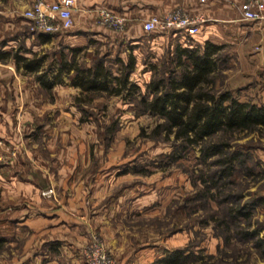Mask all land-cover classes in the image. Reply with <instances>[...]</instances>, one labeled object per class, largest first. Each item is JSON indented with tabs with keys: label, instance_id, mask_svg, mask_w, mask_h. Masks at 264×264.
I'll use <instances>...</instances> for the list:
<instances>
[{
	"label": "rangeland",
	"instance_id": "obj_1",
	"mask_svg": "<svg viewBox=\"0 0 264 264\" xmlns=\"http://www.w3.org/2000/svg\"><path fill=\"white\" fill-rule=\"evenodd\" d=\"M29 28L33 31L32 22ZM91 48L92 52L80 57L87 65L99 53L112 52L104 43H93ZM261 51L262 45L253 40L244 43V47L225 44L226 60L218 76L219 87L231 90L241 101L264 104V66L256 57ZM152 77L153 73L150 78L140 77L142 94L147 93ZM17 81L0 78V235L7 234L6 242L0 246V264L31 259L25 258L24 245L34 238L32 248L38 249L37 254L45 250L43 245L52 231L34 236L21 226L17 225L16 230L13 221H9L24 212L32 214L39 210L36 206L48 208L45 211L55 215L54 222L68 218L77 227L55 226L54 236L65 238L71 246L68 251L62 249L53 254L55 264H87L83 250L96 239L105 244L116 264L150 260L153 261L149 264H161L160 258L180 248L190 255L181 264H264L255 241L240 239L235 224L226 219L230 203L210 193L199 194L206 189L202 176L209 171V165L200 159L199 149L174 158L169 141L161 135L151 136L159 119L140 112L137 101L98 95L91 103L71 108L80 119L72 116L69 121L60 116L63 108L56 107L53 113H43L40 120L51 121L53 136L42 133L37 138L32 134L38 121L32 123L30 118L42 108L7 104L9 99L21 101L20 92L13 86ZM22 81L24 87L31 84V78ZM3 117L10 122L6 130ZM234 143L251 148L264 167V135L238 134ZM48 166H52L54 185L39 191L40 197L30 187L21 190L19 181L35 178ZM260 169L258 166L257 171ZM258 177L239 172L235 176L237 182L226 190L232 186L244 188L247 199L251 193L263 195L264 177ZM100 188L106 194L100 202L92 201V194ZM20 192L22 195L16 199ZM75 204L82 208L74 209ZM254 219L264 223V204L256 208ZM220 220L225 221L224 225ZM40 221L45 220L38 219L36 223L40 225ZM48 222L45 227L53 218ZM260 235L264 236V228Z\"/></svg>",
	"mask_w": 264,
	"mask_h": 264
},
{
	"label": "crops",
	"instance_id": "obj_2",
	"mask_svg": "<svg viewBox=\"0 0 264 264\" xmlns=\"http://www.w3.org/2000/svg\"><path fill=\"white\" fill-rule=\"evenodd\" d=\"M35 1L0 0V50L11 54L6 60L0 61V78L18 79L13 86L15 90L20 92L21 101H19V98H15V101L9 99L7 104H14L13 106L16 104L18 107L27 105L42 108L38 109L37 113H34L30 118L32 123L36 122V120L38 121L32 134L37 138L42 133H46L48 136L52 134L53 136L51 121L49 123V120H40L43 113H53L56 107L63 108L60 111L62 112L60 116L62 115L67 121L72 119V116L78 120L80 119L78 114L73 115L74 110L72 111L71 109L77 106L76 96L81 91L79 87L72 84L73 71L70 73L64 72L63 81L55 83L51 87L44 86L38 79V76L47 70H49L50 76L56 75L60 70L63 53L67 55V60H71V47H84L83 51L77 56L80 61L86 52L93 51L91 48L93 43L109 44L112 49V52L109 53V58L112 59L119 57L124 62H127L129 56L133 55L136 66L130 80L140 86V77L147 76L150 78L151 74L154 73V67H162L166 59L173 57L177 46H203L207 41L219 45L231 43L244 47V43L253 40L256 44L262 45V51L256 57L260 59V65L264 66V21L249 22L243 19L240 10V4L243 0H208L207 2H202L201 0H78L74 9L75 26L70 30L54 34L30 30L31 21L24 16V13L32 7ZM47 1L53 2L55 0ZM177 7H183L191 14L199 15L204 19L200 24L198 33L191 35L181 30L162 31L155 29L146 31L144 29V23L152 16L162 15ZM102 9H108L115 15L125 18L124 29L117 30L98 23L99 11ZM15 53L27 58L45 55L46 60L39 70L30 71L24 68L22 62L18 63L16 61ZM114 70L115 74H118L117 67ZM26 78H31V84L28 87L22 85V79L26 80ZM23 96H26V98H23ZM3 122V129H8V123H10L8 118L3 117ZM44 129L47 132H44ZM4 139L9 142L13 141L8 138ZM67 147L70 148V145ZM41 170L42 172L37 173L35 178L30 177L19 181L21 190L30 187L40 197L39 191L48 190L50 186L54 185L52 166ZM16 182L15 180L14 183ZM97 185L99 184L94 186ZM105 194L106 192L102 188L94 191L92 201L97 200L96 202H100ZM20 195H22L21 192L15 196L16 199ZM78 195L81 197L80 194ZM37 200L41 202L40 199ZM36 207L39 210L32 212V214L23 210L24 213L20 217L9 221H13L16 230L18 225L27 232L31 230L30 234L34 236L48 231H52V234L47 236L48 238L43 245L45 250H41V255L37 254L38 249L32 248L35 245V238L30 243H26L24 245L25 258H30L31 256V259L28 258L29 260L25 263H23L24 260H21V263L18 261V263L41 264L44 262V264H55L53 254L58 251L61 252L62 249L68 251L71 248L65 242V238L54 236L55 226L60 227L63 225L68 229L77 227L69 222L68 218H62L60 221L54 222L55 215L45 211L48 208ZM74 207V209L82 208L76 206V204ZM95 212L98 215L101 213L100 211ZM74 217L72 218L74 219ZM47 218H53V222H50L51 224H47L45 227V223H49L48 221L50 220ZM38 219H44L45 221H40L41 224L39 225L36 223ZM9 221L8 223H10ZM24 226L29 228H23ZM6 235L5 233L3 236L7 237ZM34 250L36 251L35 253H33ZM151 261L153 260L140 262V264H149Z\"/></svg>",
	"mask_w": 264,
	"mask_h": 264
},
{
	"label": "trees",
	"instance_id": "obj_3",
	"mask_svg": "<svg viewBox=\"0 0 264 264\" xmlns=\"http://www.w3.org/2000/svg\"><path fill=\"white\" fill-rule=\"evenodd\" d=\"M83 49L82 46L71 47V60L63 53L59 72L50 76L49 70L45 71L38 76L40 82L51 87L63 81L64 72L73 71L72 84L81 90L76 97L80 107L104 94L121 96L128 102L137 101L140 112L159 119L150 135L154 138L161 135L169 141L174 158L198 148L201 161L209 165L208 174L202 176L206 189L199 194L210 193L230 203L225 211L226 219L235 224L240 239L255 241L264 259V236L260 235L264 223L254 219L256 208L264 204V194L251 193L247 199L244 188L232 186L226 190L229 184L237 182L235 176L239 172L264 177L263 163L256 160L251 148L234 145L238 134L264 135V104L241 101L231 90L219 87L218 76L226 60L225 45L207 41L203 46H177L173 57L166 59L162 67H154L146 94H142L140 85L130 80L136 66L133 55L127 62L119 57L109 62V53H99L92 64L87 65L77 58ZM10 55L0 50V61ZM14 57L30 71L39 70L46 60L45 55L27 58L15 53ZM115 64L118 74H115ZM258 166L261 169L257 171ZM212 187L216 190L212 191ZM224 223L220 220V224ZM254 223L256 228L252 229ZM5 242L6 237L0 235V246ZM189 256L186 249L180 248L160 258L159 263L181 264Z\"/></svg>",
	"mask_w": 264,
	"mask_h": 264
},
{
	"label": "built area",
	"instance_id": "obj_4",
	"mask_svg": "<svg viewBox=\"0 0 264 264\" xmlns=\"http://www.w3.org/2000/svg\"><path fill=\"white\" fill-rule=\"evenodd\" d=\"M207 2L208 0H201ZM78 0H36L24 16L32 22V30L36 32L59 33L75 26L74 9ZM243 19L249 22L264 21V0H243L240 4ZM203 18L177 7L162 15L152 16L144 23L146 31L160 29L162 31L181 30L194 35L199 32ZM98 23L123 30L126 19L115 15L108 9L99 11ZM83 258L87 264H116L105 244L94 240L83 250Z\"/></svg>",
	"mask_w": 264,
	"mask_h": 264
}]
</instances>
